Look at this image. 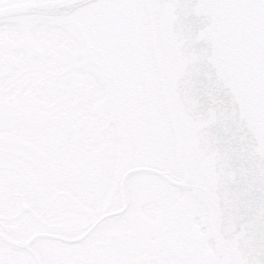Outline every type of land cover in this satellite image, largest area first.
Instances as JSON below:
<instances>
[{
  "label": "snow or ice",
  "instance_id": "6c2138e0",
  "mask_svg": "<svg viewBox=\"0 0 264 264\" xmlns=\"http://www.w3.org/2000/svg\"><path fill=\"white\" fill-rule=\"evenodd\" d=\"M0 264H264V0H0Z\"/></svg>",
  "mask_w": 264,
  "mask_h": 264
}]
</instances>
